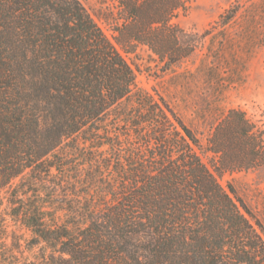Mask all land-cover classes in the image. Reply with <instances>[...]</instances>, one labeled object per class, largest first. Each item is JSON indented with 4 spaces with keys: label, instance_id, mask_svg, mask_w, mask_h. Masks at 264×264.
Masks as SVG:
<instances>
[{
    "label": "trees",
    "instance_id": "trees-1",
    "mask_svg": "<svg viewBox=\"0 0 264 264\" xmlns=\"http://www.w3.org/2000/svg\"><path fill=\"white\" fill-rule=\"evenodd\" d=\"M116 1L127 52L169 68L197 49L176 22L190 0ZM205 155L219 173L262 166L264 128L232 108L204 143L82 0H0V191L30 232L0 238V264H264V222Z\"/></svg>",
    "mask_w": 264,
    "mask_h": 264
},
{
    "label": "rangeland",
    "instance_id": "rangeland-1",
    "mask_svg": "<svg viewBox=\"0 0 264 264\" xmlns=\"http://www.w3.org/2000/svg\"><path fill=\"white\" fill-rule=\"evenodd\" d=\"M82 1L134 68L137 87L164 97L202 142L232 108L244 110L264 128V0H190L188 10L181 12L176 22L196 33L199 44L195 52L169 68L146 45L127 52L116 42L108 21L109 12L118 11L116 0ZM229 8L237 13L222 25L219 17ZM204 160L215 171L208 155ZM215 174L227 190L234 187L264 222V164ZM9 212L8 192L2 190L0 238L11 243L15 235L29 236ZM21 244L27 260L38 257V247L29 250L24 240Z\"/></svg>",
    "mask_w": 264,
    "mask_h": 264
}]
</instances>
